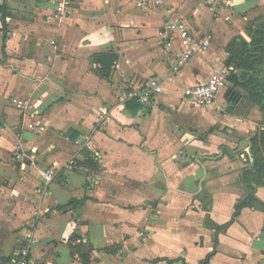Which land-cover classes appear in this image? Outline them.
Segmentation results:
<instances>
[{"label":"crops","instance_id":"crops-1","mask_svg":"<svg viewBox=\"0 0 264 264\" xmlns=\"http://www.w3.org/2000/svg\"><path fill=\"white\" fill-rule=\"evenodd\" d=\"M60 1L0 0V264H17L28 232L31 264H264V107L231 79L209 106L185 94L226 65L264 0ZM170 17L212 36L175 81ZM101 53L117 55L109 77ZM156 82L151 106L131 96Z\"/></svg>","mask_w":264,"mask_h":264},{"label":"built area","instance_id":"built-area-1","mask_svg":"<svg viewBox=\"0 0 264 264\" xmlns=\"http://www.w3.org/2000/svg\"><path fill=\"white\" fill-rule=\"evenodd\" d=\"M162 1L163 0H154V3L158 5L161 4ZM207 2L212 6H217L220 3V0H207ZM69 4L70 0L60 1V5L57 6V11L59 13L66 12V8ZM138 4L141 5V3ZM169 32H177L179 34L181 45L183 47V50L180 53H177L171 62L173 76L170 80L175 81V77L180 73L183 66L195 55L209 47L212 36L211 34H206L205 36L198 38L191 31L186 22L171 17L162 30V34H167ZM234 73H236V68L234 66L224 65L218 67L214 69L207 82L187 87L185 89V94L193 104L201 107L209 106L216 101L220 91ZM164 83L165 82H156L154 85L144 84L139 88H136L131 93V96L137 98L146 106H151L155 95L163 90ZM15 154L16 157L22 161L27 157V153L25 152L22 143L18 144ZM241 156L245 160H248L245 153H242ZM53 176V172L48 173V178L50 180ZM26 240L29 244L22 246L16 253L17 264H31L32 245L36 242L32 232L27 233Z\"/></svg>","mask_w":264,"mask_h":264},{"label":"trees","instance_id":"trees-1","mask_svg":"<svg viewBox=\"0 0 264 264\" xmlns=\"http://www.w3.org/2000/svg\"><path fill=\"white\" fill-rule=\"evenodd\" d=\"M11 9L6 3H0V18L3 23H5L6 18L11 15ZM247 36L240 35L239 40H233L228 47V59L226 65L234 66L236 70H242L243 74L238 76L234 73L231 76V81L237 83L243 89H245L250 99L254 103H259L264 107V18L257 19L250 22L246 28ZM117 55L114 53H101L97 54L95 57L96 62L101 63V67L98 73L101 77H109L112 72V66ZM231 97L230 109L235 105L239 98H242V94L231 90L229 93ZM3 126V121L0 119V127ZM259 138L261 139L259 145ZM253 143V153L255 155L254 169L257 174H264V162H260L259 150L264 148V130L259 135L252 138ZM86 156H90L89 152H85ZM251 173V172H250ZM84 203L83 199L73 200L66 206L69 208L75 204ZM241 205H239V208ZM208 225L214 226L216 224L208 222ZM217 229L223 228V226H216ZM81 248L86 247L85 243L82 242ZM83 263L89 264L90 259L87 253H83ZM208 264V261L204 262Z\"/></svg>","mask_w":264,"mask_h":264},{"label":"water","instance_id":"water-1","mask_svg":"<svg viewBox=\"0 0 264 264\" xmlns=\"http://www.w3.org/2000/svg\"><path fill=\"white\" fill-rule=\"evenodd\" d=\"M242 73H243V71H242V70L238 71V74H239V75H241Z\"/></svg>","mask_w":264,"mask_h":264}]
</instances>
